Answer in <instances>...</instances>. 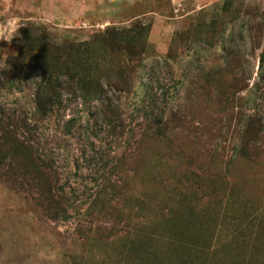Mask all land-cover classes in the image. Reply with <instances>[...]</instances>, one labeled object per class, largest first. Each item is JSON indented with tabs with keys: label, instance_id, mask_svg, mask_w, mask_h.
Returning a JSON list of instances; mask_svg holds the SVG:
<instances>
[{
	"label": "rangeland",
	"instance_id": "obj_1",
	"mask_svg": "<svg viewBox=\"0 0 264 264\" xmlns=\"http://www.w3.org/2000/svg\"><path fill=\"white\" fill-rule=\"evenodd\" d=\"M2 134L0 264H264V0H0Z\"/></svg>",
	"mask_w": 264,
	"mask_h": 264
},
{
	"label": "trees",
	"instance_id": "obj_2",
	"mask_svg": "<svg viewBox=\"0 0 264 264\" xmlns=\"http://www.w3.org/2000/svg\"><path fill=\"white\" fill-rule=\"evenodd\" d=\"M9 141L7 140V138H6V136H3V134L2 135H0V147L1 148H3V146H5V145H7V143H8ZM11 147V146H10ZM19 149V148H18ZM17 148H13L12 147V149H11V154L13 155V158L15 159V161L17 162L18 161V158H20L21 156H24V155H22L21 154V156L20 155H18L16 152H17V150H18ZM20 150V149H19Z\"/></svg>",
	"mask_w": 264,
	"mask_h": 264
},
{
	"label": "clouds",
	"instance_id": "obj_3",
	"mask_svg": "<svg viewBox=\"0 0 264 264\" xmlns=\"http://www.w3.org/2000/svg\"><path fill=\"white\" fill-rule=\"evenodd\" d=\"M8 38H11V33L9 34V37Z\"/></svg>",
	"mask_w": 264,
	"mask_h": 264
}]
</instances>
